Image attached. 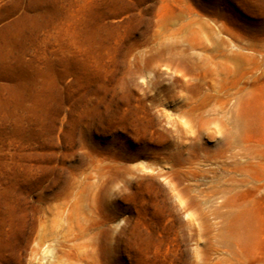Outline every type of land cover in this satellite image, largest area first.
<instances>
[{
	"label": "rangeland",
	"instance_id": "1",
	"mask_svg": "<svg viewBox=\"0 0 264 264\" xmlns=\"http://www.w3.org/2000/svg\"><path fill=\"white\" fill-rule=\"evenodd\" d=\"M0 264H264V0H0Z\"/></svg>",
	"mask_w": 264,
	"mask_h": 264
}]
</instances>
